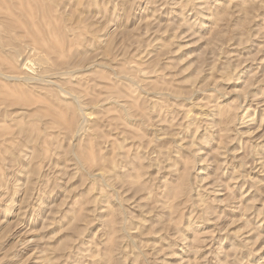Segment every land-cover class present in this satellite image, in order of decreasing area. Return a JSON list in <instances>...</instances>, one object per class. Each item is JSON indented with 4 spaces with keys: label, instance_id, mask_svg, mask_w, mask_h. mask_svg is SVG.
Returning <instances> with one entry per match:
<instances>
[{
    "label": "rangeland",
    "instance_id": "1",
    "mask_svg": "<svg viewBox=\"0 0 264 264\" xmlns=\"http://www.w3.org/2000/svg\"><path fill=\"white\" fill-rule=\"evenodd\" d=\"M52 5L0 39V264H264V0Z\"/></svg>",
    "mask_w": 264,
    "mask_h": 264
},
{
    "label": "bare ground",
    "instance_id": "2",
    "mask_svg": "<svg viewBox=\"0 0 264 264\" xmlns=\"http://www.w3.org/2000/svg\"><path fill=\"white\" fill-rule=\"evenodd\" d=\"M52 8L54 9V7L52 5V0H0V39H1V37H3L2 35H3L4 31L10 32V34L8 35V37H10V38H12L11 35H13L14 38H16V37L20 38V35H19L20 30L19 29L24 28L25 32L27 34L32 33L31 35L34 34V35L38 36V37L34 38V40L36 39V44L38 43L37 45H39V42H40V44L41 45L43 44V46L41 48V46L39 45L37 48L43 49V47H44L46 49V52L44 49L43 50L45 53H47L48 47L50 46L48 43H50V42L55 43V41L57 39H59V38H56L54 40V37H53L52 38L53 40L51 41V37H50L51 35L49 34V32H51V31H49L47 29V27L44 26L46 24L47 18L50 17L52 14V12H51ZM14 16H16L17 18H15ZM21 17L23 20H21ZM8 19L15 20V22H16L15 27L14 26L8 27L5 24V21ZM39 35L42 38H40ZM45 35L48 37L47 38L48 40L50 39L49 42L46 38H43V37H45ZM19 38H17V39H19ZM63 41H64V38H63ZM57 43L62 44V42H57ZM51 47H49V48L52 51L54 49V47H52V49H51ZM57 47H59V45ZM61 47L63 48V44ZM14 48H16V44L14 45ZM0 50H2V51L6 50V46H4L1 43V40H0ZM63 52H64V50H63ZM53 53H55V52H53ZM57 54H58V52H57ZM60 55H62V54H60ZM47 58H49V57H46V59L42 58V62H40L42 64H46V67L44 66V68L42 70H40V72H37V74H35L33 76H31L32 74L31 75L28 74L25 77V81L23 83H36L37 84V83H41L44 80L46 81L48 78L53 77L55 74L58 75V73H60V75H61L63 70H62V72H58V71L54 72V71H52L53 69L48 67V64H50V63L47 64V62H48ZM26 67H27V65H26ZM52 67H54V66H52ZM67 71L69 72L71 70H67ZM14 78L16 80H18L20 77H19V75H17ZM51 82H54V81H51ZM55 82H57V81H55ZM36 84H34V85H36Z\"/></svg>",
    "mask_w": 264,
    "mask_h": 264
}]
</instances>
